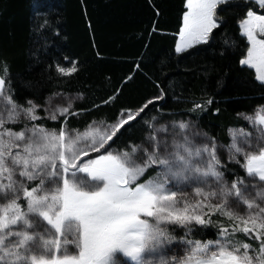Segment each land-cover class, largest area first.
<instances>
[{
	"label": "snow or ice",
	"instance_id": "snow-or-ice-1",
	"mask_svg": "<svg viewBox=\"0 0 264 264\" xmlns=\"http://www.w3.org/2000/svg\"><path fill=\"white\" fill-rule=\"evenodd\" d=\"M229 8L241 10L234 17L247 41L239 63L264 87V0H184L175 53L208 44L232 22ZM63 59L70 66L48 69L79 72ZM145 75L155 94L81 128L122 88L83 107V92L42 97V79L17 85L0 62V264H264V105L237 113L249 127H230L224 144L191 120H165L166 88ZM212 226L215 238H200Z\"/></svg>",
	"mask_w": 264,
	"mask_h": 264
},
{
	"label": "trees",
	"instance_id": "trees-1",
	"mask_svg": "<svg viewBox=\"0 0 264 264\" xmlns=\"http://www.w3.org/2000/svg\"><path fill=\"white\" fill-rule=\"evenodd\" d=\"M183 6L184 0H0V62L7 60L17 85L42 79V97L58 89L72 95L83 92L86 99L78 101L83 107L91 108L114 88H122L115 101L79 120L75 126L81 128L90 119H114L121 108L134 107L155 94L158 89L145 73L159 77L167 91L163 103L171 113L165 120H191L197 129L227 144L230 127H248L237 113L251 114L264 105V87L252 69L239 63L247 47L234 17L241 10L226 9L232 22L214 30L208 44L195 46L190 50L194 54L188 55L174 50L173 34ZM45 20L48 30L38 31L37 25ZM153 25L159 30L154 31ZM65 56L79 64V72L66 78L47 67L70 66ZM129 75L133 79L125 83L123 78ZM208 99L213 104L206 110L188 111L193 102ZM216 231L212 226L200 238H215Z\"/></svg>",
	"mask_w": 264,
	"mask_h": 264
},
{
	"label": "rangeland",
	"instance_id": "rangeland-1",
	"mask_svg": "<svg viewBox=\"0 0 264 264\" xmlns=\"http://www.w3.org/2000/svg\"><path fill=\"white\" fill-rule=\"evenodd\" d=\"M245 67H248V66H245ZM248 68H250V69H252L253 71H254V73H255V70L253 69V68H251V67H248ZM243 118V117H242ZM247 122V121H246ZM247 124H248V122H247ZM248 127H249V125H248ZM226 153H224V156H225V159H226ZM213 227H215V226H213Z\"/></svg>",
	"mask_w": 264,
	"mask_h": 264
}]
</instances>
